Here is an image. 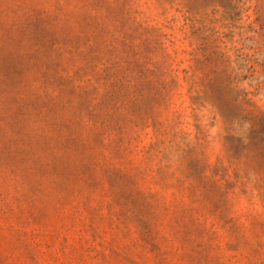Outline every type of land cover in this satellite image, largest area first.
<instances>
[{"label":"rangeland","instance_id":"374dc122","mask_svg":"<svg viewBox=\"0 0 264 264\" xmlns=\"http://www.w3.org/2000/svg\"><path fill=\"white\" fill-rule=\"evenodd\" d=\"M0 264H264V0H0Z\"/></svg>","mask_w":264,"mask_h":264}]
</instances>
